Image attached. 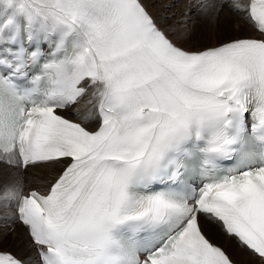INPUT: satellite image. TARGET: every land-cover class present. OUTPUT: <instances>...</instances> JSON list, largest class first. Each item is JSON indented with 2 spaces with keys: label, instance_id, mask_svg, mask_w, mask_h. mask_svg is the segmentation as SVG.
I'll list each match as a JSON object with an SVG mask.
<instances>
[{
  "label": "snow or ice",
  "instance_id": "obj_1",
  "mask_svg": "<svg viewBox=\"0 0 264 264\" xmlns=\"http://www.w3.org/2000/svg\"><path fill=\"white\" fill-rule=\"evenodd\" d=\"M154 6L0 0V163L51 172L0 193V264H264V0L190 6L215 44Z\"/></svg>",
  "mask_w": 264,
  "mask_h": 264
},
{
  "label": "bare ground",
  "instance_id": "obj_2",
  "mask_svg": "<svg viewBox=\"0 0 264 264\" xmlns=\"http://www.w3.org/2000/svg\"><path fill=\"white\" fill-rule=\"evenodd\" d=\"M198 2L199 0H155V6L153 7L152 11L155 15H157L158 18L164 21L165 27H167L168 25H173L174 29H177L180 32H184L186 29V34L192 37L193 44H196L194 43V40L197 39L198 37L196 36L197 33L193 31L192 29H189L191 22L188 23V21H190L189 19L192 20L193 13H195V12L190 13V6L195 5ZM167 5H172V7H167ZM175 5L181 8L179 12L177 13H175L176 11L174 9ZM222 11L220 12L219 16H214L213 19L228 16L227 9L224 8ZM185 20L186 22H184ZM227 26L228 25H222L218 23L215 29L222 31L224 29L229 28V30H235L237 34L239 33L238 24H230V27L229 26L227 27ZM222 32H225V31H222ZM211 33L212 31H208L206 34L209 36ZM210 40L212 41L209 44H215L217 42V39H215L214 35L212 34H211ZM0 168H3L1 169V171H5V170L8 171V175H6L5 177L7 181H11V183H13L12 186H17L21 184L22 170H18L15 167H8L7 165H4L2 163H0ZM23 173H24L23 179L25 178L27 179V181H25L27 185L24 188L25 190H28L29 188H36V187L42 186L44 183H46V180L44 179V177H48L51 175L50 170L38 169V168L29 169L27 172L24 171ZM5 177H3V179ZM2 192L3 191H1L0 193ZM9 215H11V210L7 207L2 206V204H0V226H2V221L4 220V218ZM13 227L20 228L21 226L14 225ZM15 236H16L15 232L9 236L8 246L12 244L13 240L15 239ZM215 239L217 243H219L222 247L225 248V250L229 253V255L232 256L234 260L241 262V264H259V261L255 260V258L251 257L248 254L241 253L240 249L233 242L229 241L226 237H222L219 233H217V236ZM24 254L27 256H31L32 250L30 248L26 249V252Z\"/></svg>",
  "mask_w": 264,
  "mask_h": 264
},
{
  "label": "rangeland",
  "instance_id": "obj_3",
  "mask_svg": "<svg viewBox=\"0 0 264 264\" xmlns=\"http://www.w3.org/2000/svg\"><path fill=\"white\" fill-rule=\"evenodd\" d=\"M174 9L176 10L175 13H177V12H179V10L181 8H179L177 5H175ZM225 9H227V8L225 7ZM213 17L214 16L212 14H210V13H203V12H195V13H193L192 20L189 19L191 24H192V25L190 24V28L189 29H192L193 31H195L197 33L196 36H198V37H197V39L194 40V43H196V44L208 43L209 44L212 41V40H210L211 39V34L214 35L215 39H217L218 36L220 37L226 31L229 32V33L233 31V30H229V28L222 30V31H225V32H222L220 30H216L215 27L218 25V23L222 24V25H228L229 27H230V23H227L226 20H224V18L226 16H224L222 18L219 17L217 19H213ZM184 22H186V20ZM190 22H188V23H190ZM208 31H212V33L209 36L206 34ZM1 169H3V168H0V192L4 191V189L6 187H13L12 186L13 183H11V181H7L6 177H5L6 175H8V171L7 170H5L7 172L1 171ZM3 177H5V178L3 179ZM23 178H24V175H23ZM24 180L27 181L26 178ZM2 182H4V183H2ZM5 245L8 246V240L5 242Z\"/></svg>",
  "mask_w": 264,
  "mask_h": 264
}]
</instances>
